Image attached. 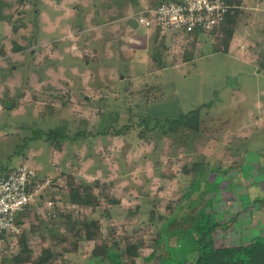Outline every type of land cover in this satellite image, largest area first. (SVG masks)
<instances>
[{
  "label": "rangeland",
  "instance_id": "1",
  "mask_svg": "<svg viewBox=\"0 0 264 264\" xmlns=\"http://www.w3.org/2000/svg\"><path fill=\"white\" fill-rule=\"evenodd\" d=\"M13 1L0 4V49L11 51L5 63L18 67L11 78L19 114L7 107L0 113V176L27 164L44 198L24 216L28 250L20 236L0 238V264H31L17 259L47 247L53 264H103L92 257L99 250L118 252L128 264H154L167 254L164 227L189 226L180 217L215 199L222 219L235 218L218 244L264 237L262 17L238 9L226 52L218 33L156 35L139 25L65 35L63 23L49 32L35 12L43 6ZM196 109V124L169 127L168 120ZM78 185L92 186L95 207L71 203ZM87 222L98 239L86 237Z\"/></svg>",
  "mask_w": 264,
  "mask_h": 264
},
{
  "label": "trees",
  "instance_id": "2",
  "mask_svg": "<svg viewBox=\"0 0 264 264\" xmlns=\"http://www.w3.org/2000/svg\"><path fill=\"white\" fill-rule=\"evenodd\" d=\"M231 5L230 13L227 15L226 21L223 25L212 33H218V36L226 40L225 51L229 50L231 39L234 36L236 16L239 12V6L234 0H227ZM235 9V10H234ZM198 109L191 112L181 114L175 120H168L169 127L171 129L176 128L177 125L190 126L198 122ZM220 172L221 169H218ZM227 173V171H226ZM221 183H219L220 185ZM224 184V183H223ZM100 186V185H99ZM220 189H217V201L220 197L218 193ZM92 192L91 185H78L77 188L72 189L70 192L71 203L80 207L90 206L95 207L97 205L94 200L96 199ZM187 200V196H186ZM258 202V200H256ZM188 202V201H187ZM216 199L211 200V204L201 205L197 208L191 209L186 212L180 218L183 219V223L188 222L189 226L185 227L180 225L175 229L166 228V255H159L154 260V264H264V237L261 235L252 237L247 244L241 241L233 242L231 244H225L224 241L218 244V241L225 239L226 230L232 228L234 219L228 220L222 219V214L219 213L214 205ZM207 205V206H206ZM187 208L188 204L186 203ZM185 206H179L176 213L172 216V220H177L179 213L183 211ZM205 206V207H204ZM211 207L210 209H207ZM240 213V212H239ZM23 222L21 221V224ZM94 224V223H93ZM91 223L85 224L86 237L90 240L98 239L99 231L91 228ZM98 225V222H96ZM184 226V227H183ZM178 230V240L173 239V231ZM168 231V232H167ZM24 231L21 232L20 242L23 246V251L28 250V245L25 241ZM175 233V232H174ZM4 236V235H2ZM6 237V236H4ZM227 237V236H226ZM243 237V236H242ZM159 240H163L161 234L158 235ZM197 253L195 258L190 259L192 254ZM129 256L134 258L136 251L128 247ZM155 251H153L146 261H151L155 258ZM179 255L185 256L181 258ZM53 252L50 247L43 250L42 254L36 258H18V263H31V264H53L52 261ZM96 259L97 263L103 264H128L121 259V255L115 251H95L92 255Z\"/></svg>",
  "mask_w": 264,
  "mask_h": 264
},
{
  "label": "built area",
  "instance_id": "3",
  "mask_svg": "<svg viewBox=\"0 0 264 264\" xmlns=\"http://www.w3.org/2000/svg\"><path fill=\"white\" fill-rule=\"evenodd\" d=\"M230 10L227 0H163L145 6L136 20L138 26L160 33H212L223 25ZM40 187L37 170L27 164L11 168L0 177V238L21 234L25 211L42 197Z\"/></svg>",
  "mask_w": 264,
  "mask_h": 264
},
{
  "label": "crops",
  "instance_id": "4",
  "mask_svg": "<svg viewBox=\"0 0 264 264\" xmlns=\"http://www.w3.org/2000/svg\"><path fill=\"white\" fill-rule=\"evenodd\" d=\"M18 1L20 2L21 0ZM160 1L163 0H22L20 4L24 9L29 7L31 2L34 3L33 6L35 9L39 5L43 6V11L38 8L35 12L40 18H44H42L44 22L49 24V32H52L54 28V33H57V26L59 24L61 26L63 23L66 27L60 30L64 31L66 33L65 35H67L68 31L73 35H112L118 30L122 31V28L132 31L138 28L139 26L133 27L130 24L132 19H136L134 16L135 12L147 5ZM14 2L13 0H0V4L3 6L6 5L8 8L15 4ZM238 6L239 9L241 8L240 10L243 15L252 16L258 20H261V17L264 19V0H243ZM71 16L75 18L74 21ZM68 20L74 23L70 29L68 27ZM116 24H120L121 27L115 29L113 26ZM156 35H182V33L171 32L169 34L166 32L165 34L158 33ZM2 37L0 35V42L3 39ZM8 39L9 37L3 40V44H7ZM10 52L6 51L4 53V50L0 49V113L7 107L11 110L10 115L13 116V114H19V108L14 106L15 99L12 92H14V87L16 86H14V80L11 77L13 76V72L17 71L18 67L5 63L6 58L4 56H9L11 54ZM8 86L11 87L9 94ZM2 133L5 135L4 132ZM43 198L44 196L42 195L40 199ZM31 206L25 211L22 222H24L25 214L29 209H32Z\"/></svg>",
  "mask_w": 264,
  "mask_h": 264
},
{
  "label": "water",
  "instance_id": "5",
  "mask_svg": "<svg viewBox=\"0 0 264 264\" xmlns=\"http://www.w3.org/2000/svg\"><path fill=\"white\" fill-rule=\"evenodd\" d=\"M130 24H131L133 27H138V22H137L136 19H132V20L130 21Z\"/></svg>",
  "mask_w": 264,
  "mask_h": 264
}]
</instances>
